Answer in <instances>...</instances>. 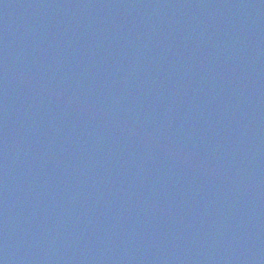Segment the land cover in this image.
I'll list each match as a JSON object with an SVG mask.
<instances>
[{"label": "water", "instance_id": "95a60500", "mask_svg": "<svg viewBox=\"0 0 264 264\" xmlns=\"http://www.w3.org/2000/svg\"><path fill=\"white\" fill-rule=\"evenodd\" d=\"M0 264H264V0H0Z\"/></svg>", "mask_w": 264, "mask_h": 264}]
</instances>
